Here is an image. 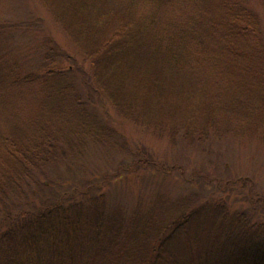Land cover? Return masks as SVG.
Segmentation results:
<instances>
[{
  "label": "trees",
  "instance_id": "1",
  "mask_svg": "<svg viewBox=\"0 0 264 264\" xmlns=\"http://www.w3.org/2000/svg\"><path fill=\"white\" fill-rule=\"evenodd\" d=\"M36 1L20 22L0 16V264H264L251 176L223 164L187 176L183 158L144 148L110 174L82 165L122 149L114 117L182 151L250 143L264 157V0ZM145 172L211 191L146 195ZM133 174L144 188L127 212L104 187ZM233 192L250 209L233 210Z\"/></svg>",
  "mask_w": 264,
  "mask_h": 264
},
{
  "label": "rangeland",
  "instance_id": "2",
  "mask_svg": "<svg viewBox=\"0 0 264 264\" xmlns=\"http://www.w3.org/2000/svg\"><path fill=\"white\" fill-rule=\"evenodd\" d=\"M36 2V0H3L0 3V16L2 19L8 22H12L11 20L20 22L23 19L28 18L27 10ZM44 16L46 19L44 20L45 23L42 28L44 30L51 29L49 35L52 36L55 43L66 53L72 55L78 61V66L88 68L82 56L77 52L74 44H72L66 38V36H64L59 28H57L54 24H52V22L48 20L47 14H44ZM13 42L14 47L16 48L17 40ZM32 44L33 43L30 40H28L27 43L25 40L20 42L21 47L25 46L23 49L28 48ZM60 66L66 68L70 67L69 63L65 62H63V64ZM114 118L115 120L112 124L113 127H115L114 129H116L117 134L121 138L118 142L122 145V149H102L99 150L98 154L96 155H94L95 152H93V154L86 158L82 164L86 173L93 172L94 174H101L105 172L110 174L114 171L119 163L126 162V158L128 157L127 150L133 148L142 150L144 148L148 153H153L155 160L158 162L165 161L166 165L169 166H173L175 164L174 157L180 159L183 158L182 166L184 168L181 169H183L187 176L193 170H195V168H200L198 165H203L206 170H209L212 175H215L217 172L221 173L217 170V167L221 168V165L223 164L226 166L228 173L229 171H232V173L236 174V176H251L256 181V183H258L260 190L264 191V157L260 151V148L255 144L234 143L233 145H229L227 147L226 152L225 145H221L217 149L219 152H221V155L216 153L217 150L212 152V154L198 152L194 153L191 150L182 151L181 148H172L165 140H157L151 135L144 133L141 129L131 126L126 121L120 120L116 117ZM212 171H214V173ZM145 173L151 175L149 172ZM151 176V179L146 177L149 179L148 185L147 179H145V185L148 186L149 190L146 195H150L154 190H159L162 193L169 192L171 196L174 197H176V195L189 194L192 191H197L200 189H202L203 195H207L208 192L211 191V187L210 189H208L207 186L199 188L196 182H191L189 185H187L184 179L179 176L177 172H170L169 174H166V176H156L155 174H152ZM104 188L107 191L108 200L112 203L120 202L122 208L128 212L134 207L138 198L142 194V192H134L138 191L140 188H144V186L141 184V178H138L137 180L135 174H133L129 175L128 177L125 176L123 179H119L117 182H112ZM145 198L148 199L149 197ZM238 198H241V196H238L235 192H233V194H229L228 201L233 204H231V208L233 210L234 207H238L240 209H250L251 206L248 204V200L237 202ZM260 205L261 208L264 209V202H262ZM260 205H258V207H260ZM261 219L264 221V215L261 216Z\"/></svg>",
  "mask_w": 264,
  "mask_h": 264
}]
</instances>
